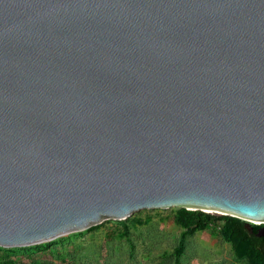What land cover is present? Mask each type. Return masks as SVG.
Wrapping results in <instances>:
<instances>
[{"label": "water", "instance_id": "1", "mask_svg": "<svg viewBox=\"0 0 264 264\" xmlns=\"http://www.w3.org/2000/svg\"><path fill=\"white\" fill-rule=\"evenodd\" d=\"M171 207L264 223V0H0V246Z\"/></svg>", "mask_w": 264, "mask_h": 264}, {"label": "rangeland", "instance_id": "2", "mask_svg": "<svg viewBox=\"0 0 264 264\" xmlns=\"http://www.w3.org/2000/svg\"><path fill=\"white\" fill-rule=\"evenodd\" d=\"M195 212V213H193ZM198 213L212 219L203 228ZM232 219H237L233 221ZM264 223L179 207L142 209L39 244L0 246L3 264H264L240 231Z\"/></svg>", "mask_w": 264, "mask_h": 264}, {"label": "trees", "instance_id": "3", "mask_svg": "<svg viewBox=\"0 0 264 264\" xmlns=\"http://www.w3.org/2000/svg\"><path fill=\"white\" fill-rule=\"evenodd\" d=\"M198 214L200 220L196 223V226L198 228H203L212 219V216L206 213H198ZM232 220L234 222L237 221V219H232ZM260 230L261 227L259 225L254 226L252 230L248 232L241 230L240 238L243 241H246L250 246L251 250L254 251L260 258L264 260V235L259 234Z\"/></svg>", "mask_w": 264, "mask_h": 264}]
</instances>
